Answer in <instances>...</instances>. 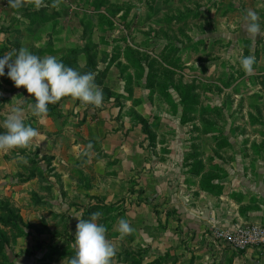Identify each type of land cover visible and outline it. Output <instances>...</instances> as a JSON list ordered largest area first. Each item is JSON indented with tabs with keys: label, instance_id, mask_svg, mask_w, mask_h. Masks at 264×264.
Instances as JSON below:
<instances>
[{
	"label": "rangeland",
	"instance_id": "obj_1",
	"mask_svg": "<svg viewBox=\"0 0 264 264\" xmlns=\"http://www.w3.org/2000/svg\"><path fill=\"white\" fill-rule=\"evenodd\" d=\"M52 3L53 0H44L46 7L42 8L49 11H35V22L59 20L81 25L75 34L79 47L86 48L91 42L86 38L88 31L82 29L85 23L106 24L111 35L106 53L110 60L102 69L109 72L111 81L124 86L125 94L120 96L131 101L133 118L147 122L148 137L158 136L163 144L168 137L178 139V149L185 155L181 159L183 167L205 166L204 160H209L204 156L207 150H231V143L222 137L202 142L196 121L200 115L193 114V120H189L192 107L199 112L200 95L192 93L200 91L194 64L205 72L202 76L208 99L218 96L223 105L206 103L204 109L208 112L205 110L202 116L205 121H220L221 115L214 110L224 114L226 106L233 108L234 116L227 120L231 116L228 112L225 121H264V36L253 41L243 31L247 9L258 13L264 30V0H62L58 10L51 7ZM11 47L1 44L0 57L8 54ZM249 55L255 56L254 70L246 75L239 61ZM64 64L77 70L69 61ZM7 71L0 76V134L5 132L2 122L12 107L19 104L27 108L25 97H30L23 88L14 86ZM80 111L83 114L81 119L76 117L77 121H86L88 113ZM27 118L28 111L24 120ZM242 127H238V134H243L239 136L240 151L248 156L262 150V140L252 142L244 128L239 131ZM29 151H0V264H68L75 254L77 218L89 220L94 206L69 202L70 194L56 185L59 178L54 173L53 159L32 157L34 150ZM18 154L26 163L17 159ZM195 174L199 173H191ZM104 206L97 223L108 229L107 238L118 248L115 264H179L181 260L180 264H207L193 254L191 259L165 253L145 260L142 249L125 246L117 239L119 207Z\"/></svg>",
	"mask_w": 264,
	"mask_h": 264
},
{
	"label": "crops",
	"instance_id": "obj_2",
	"mask_svg": "<svg viewBox=\"0 0 264 264\" xmlns=\"http://www.w3.org/2000/svg\"><path fill=\"white\" fill-rule=\"evenodd\" d=\"M18 11L28 23L18 21L17 10L8 5V0H0V35L3 36L0 45L12 46L9 53L26 47L40 57L55 56L63 63L71 62L77 71L89 68L97 73L95 83L103 90L100 108L65 97L48 105L44 119L28 111L29 118L24 120L40 133L28 151L34 150L32 157L53 159L54 173L59 178L56 185L66 195L70 194L69 202L93 205V213L100 212L104 205L119 207L117 221L123 217L135 229L123 240L125 246L142 249L141 256H146L147 261L169 253L181 259L200 256L207 264H264V248L217 252L205 248L202 241L204 232L211 227L264 225V121H225L228 112L231 116L227 120L234 116L233 108L227 106L224 114L214 110L216 115H221L220 121L216 118L205 121L202 118L205 104L220 103L221 99L218 96L212 101L208 99L202 76L205 72L194 64L200 91L192 93L200 95L197 108L200 114L192 107L189 120H193V114L200 115L196 121L202 142L222 137L231 143V150L215 153L207 150L204 156L209 160L203 159L205 166L183 167L181 159L185 155L178 149V139L171 136L163 144L158 136L148 137L143 130L147 122L133 118L131 101L120 96L125 94L124 86L111 81L109 72L102 69L110 60L106 53L111 35L106 24L87 22L82 26L88 31L86 38H91L85 48L79 47L75 38L81 25L59 20L35 22L37 10L32 5ZM41 11L47 14L49 9L41 8ZM13 23L15 26L11 27ZM136 91L137 88L135 94ZM24 92L27 93L25 89ZM25 98L26 106L35 102L31 96ZM220 107H223L221 103ZM81 109L88 113L86 121H77L76 117L81 119L83 114ZM204 124L209 128H203ZM239 126H243L239 131L244 128L252 142L261 139L263 149L244 155L239 148V136L243 135L238 134ZM147 142L151 144L149 147ZM89 143L93 145L91 149ZM196 171L199 176H192Z\"/></svg>",
	"mask_w": 264,
	"mask_h": 264
},
{
	"label": "clouds",
	"instance_id": "obj_3",
	"mask_svg": "<svg viewBox=\"0 0 264 264\" xmlns=\"http://www.w3.org/2000/svg\"><path fill=\"white\" fill-rule=\"evenodd\" d=\"M61 3L62 0H53L51 7L58 10ZM8 5L17 10L16 18L23 20L25 24L28 21L19 13V9L26 5L34 6L37 11L46 7L44 0H8ZM259 20L256 11L245 10L243 31L253 41L264 36ZM14 55L15 59H13ZM239 63L245 74L251 75L255 56L241 57ZM6 67L7 76L13 81L14 86L24 88L35 102L27 108L19 104L12 107L2 122L5 132L0 134V151L27 149L40 135L36 128L25 124L24 116L27 111L38 119H44L48 115V105L56 104L65 97L78 100L84 106L91 105L95 108L103 106V90L95 83L97 73L93 71L81 73L66 66L55 56L40 57L26 47H21L18 51L14 49L0 57V76L5 75ZM92 147L93 145L89 143L88 149ZM17 159L26 163V159L19 154ZM100 217V212H94L89 220L77 218L73 244L75 254L68 260V264H115L118 248L107 238L108 229L103 224L97 223ZM116 231L117 239L123 241L127 236L132 235L135 229L127 219L121 217L117 221Z\"/></svg>",
	"mask_w": 264,
	"mask_h": 264
},
{
	"label": "built area",
	"instance_id": "obj_4",
	"mask_svg": "<svg viewBox=\"0 0 264 264\" xmlns=\"http://www.w3.org/2000/svg\"><path fill=\"white\" fill-rule=\"evenodd\" d=\"M203 245L208 250H245L264 248V225L245 224L234 228L211 227L203 234Z\"/></svg>",
	"mask_w": 264,
	"mask_h": 264
},
{
	"label": "trees",
	"instance_id": "obj_5",
	"mask_svg": "<svg viewBox=\"0 0 264 264\" xmlns=\"http://www.w3.org/2000/svg\"><path fill=\"white\" fill-rule=\"evenodd\" d=\"M143 130L147 132L146 125L143 126ZM150 144V143H149Z\"/></svg>",
	"mask_w": 264,
	"mask_h": 264
}]
</instances>
